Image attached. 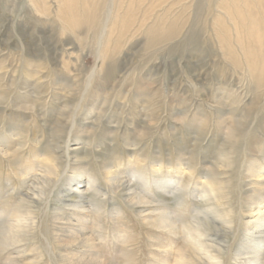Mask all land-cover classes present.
Segmentation results:
<instances>
[{
	"label": "rangeland",
	"instance_id": "374dc122",
	"mask_svg": "<svg viewBox=\"0 0 264 264\" xmlns=\"http://www.w3.org/2000/svg\"><path fill=\"white\" fill-rule=\"evenodd\" d=\"M262 51L264 0H0V232L28 225L0 264H210L213 243L220 264H264ZM55 156L56 183L21 201ZM109 163L146 205L112 190Z\"/></svg>",
	"mask_w": 264,
	"mask_h": 264
},
{
	"label": "bare ground",
	"instance_id": "6f19581e",
	"mask_svg": "<svg viewBox=\"0 0 264 264\" xmlns=\"http://www.w3.org/2000/svg\"><path fill=\"white\" fill-rule=\"evenodd\" d=\"M43 5V4H42ZM66 8V7H65ZM259 52V51H258ZM257 52V53H258ZM263 55H264V52L262 51L261 52V58L263 59ZM261 59V60H262ZM254 62H255V60H254ZM252 64V63H251ZM249 65V64H248ZM261 65H262V61H260V62H258L257 63V61L255 62V65L253 64L252 65V67H251V72L252 73H255V72H259L260 71V69H261ZM59 66V65H58ZM64 68V67H63ZM102 76V75H101ZM69 82V81H68ZM244 87H245V84H244ZM57 89V88H56ZM64 90V89H63ZM52 91V90H51ZM56 91V90H55ZM36 95V94H35ZM49 96H50V94H49ZM57 96V95H56ZM199 101H203V100H200L199 99ZM21 103V102H20ZM31 103V102H30ZM48 103V102H47ZM46 103V104H47ZM26 108V107H25ZM32 111H34L35 109L33 108V109H31ZM34 113V112H33ZM123 113H124V111H123ZM143 113V112H142ZM141 114V113H140ZM62 120V119H61ZM91 120V119H90ZM97 120H99V119H97ZM56 121V120H55ZM92 121V120H91ZM59 123V122H58ZM63 124V123H62ZM87 126H90L88 123L86 124ZM13 145V144H12ZM2 148V147H1ZM46 148V147H45ZM14 150V149H13ZM13 150H10V149H8V148H3V151H4V155H6V156H8V155H10V154H16V152L17 151H14L13 152ZM72 151L73 152H67V156L68 157H70V156H74L72 159H74V161L75 162H77V163H79V164H81V171L83 172L82 174L83 175H81V174H79L78 176H79V178H81L82 176H85V178H87V175H86V171H85V169H84V167H83V162L86 160V158H85V156H84V154H85V149L83 148V146H82V144L81 143H79V144H77V145H73V147H72ZM89 151V150H88ZM75 152V153H74ZM77 152V153H76ZM48 159H51L50 160V165H51V169H49L48 170V172H44V171H41L40 172V175L39 174H35V175H33V179L34 180H32V178L30 179V183H31V185L33 186V187H35V188H37L38 189V192L35 190V189H33V188H30V187H28V189L30 190V192L32 193L31 195L29 194H27V196H25V198H23L21 201H23V202H30V203H35L36 201H37V199L36 198H41L40 197V192L41 193H44V192H46V190L50 187V185H48V184H50V183H52V184H54V183H56V181H57V179L60 177V173H58V171H57V168H58V163H57V160H59L58 159V157L57 156H55V157H52V158H48ZM46 161V160H45ZM223 163V162H222ZM48 164V163H47ZM222 165V164H221ZM217 166H218V164H217ZM218 168H220L219 166H218ZM105 180L107 181V183L108 184H110L111 185V187H112V190L114 191V192H116V191H118V190H120L122 187H124V186H126L127 187V189L125 188L124 190H125V195H124V199H126V202L128 203V204H132V206L133 207H140V206H142V205H146V197L145 196H142L139 192H135L134 191V189H132V180H129V181H127V182H125L124 183V181L122 180V178H121V176H122V173H121V171L117 168L116 169V167H115V165L114 164H108V165H106L105 166ZM28 176H30V174H27ZM32 175V174H31ZM255 178H258L259 179V177L260 176H258V174L257 175H255L254 176ZM27 178V177H26ZM29 183V184H30ZM83 182L82 181H79L78 179H77V185H76V187H78V186H80L81 184H82ZM87 183H90V180H87ZM211 183V182H210ZM255 183V182H254ZM85 184V183H84ZM255 184H257V185H262V186H264V178H262L261 180H259L258 182H256ZM89 185V184H88ZM217 185V184H216ZM45 186H47V189H45L46 187ZM210 187V189H206L207 187ZM205 188H204V193H203V195H202V201H201V207L203 206L204 208L206 207V208H213V206H214V203H216L215 202V200H214V198L211 196L212 194H211V190H212V184H208L207 185V187L206 186H204ZM79 188V187H78ZM217 188V187H216ZM209 191V192H208ZM213 191V190H212ZM124 192V191H123ZM254 193V192H253ZM251 197V196H250ZM255 199V198H254ZM77 200H78V198L77 197H75V198H70V199H68L67 201H65V203L68 205V206H73V203H76L77 202ZM169 200H171V202H177V198L174 196L173 198L171 197V198H169ZM173 204H175V203H173ZM221 204V203H220ZM75 207H78V206H76V205H74ZM263 206V205H262ZM78 208H80V209H83V210H86L87 208H88V206L87 205H80ZM139 209V208H138ZM139 212H140V214H142V210H138ZM146 212V211H145ZM144 213V212H143ZM257 220H259V221H261L259 224H258V226L257 227H263L261 230H260V232H259V234L260 235H263L264 236V221H262L263 220V218L262 217H264V207H259L258 209H257ZM166 215H170V213H168V211L166 212ZM77 218H80V219H82L83 218V216H77ZM59 219V221H63V222H70V223H73V221L71 220V221H68L67 219H63V218H58ZM143 220H145L146 221V217H144L143 218ZM159 224H154V226L155 225H157V226H159L161 229H164V230H169V232L170 233H172V234H175L176 235V233H177V229H176V227H175V223H174V221L172 220V219H170V218H168L167 216H166V218H164V219H161L159 222H158ZM210 223V222H209ZM210 224H212L213 226L215 225V223L214 222H211ZM62 225H65L64 223L62 224ZM251 225V224H250ZM209 226H211V225H209ZM230 226H232V224H230ZM249 226V225H248ZM7 228L6 229H4V234H1V232H0V248L1 247H4V248H11L12 246H15V245H17V244H19V243H21V242H24V241H26L27 239H28V236L27 237H24L25 235H24V232H25V230L28 228V225H27V219H24V218H17V220L16 221H14V222H8V226H6ZM227 227H228V225H227ZM195 228H202V225L200 226H197V227H192L189 231H185L184 233H185V238H189V237H191V230L192 229H195ZM212 228H214V227H212ZM220 228V227H219ZM226 228V227H225ZM232 228V227H231ZM221 229V228H220ZM222 229H223V227H222ZM1 231V230H0ZM227 232V231H226ZM230 232V231H229ZM222 233V232H221ZM225 233V232H224ZM183 234V233H182ZM182 234H180V235H182ZM177 236V235H176ZM78 237H80V236H78ZM204 238V237H203ZM77 240H79L80 241V238H78ZM77 240H75L74 242L76 243V241ZM215 240L216 241H220V242H223V239L221 240V238H219V237H216L215 238ZM187 241V243L189 244V240H186ZM59 244H66V245H68V243H65V242H63V241H61L60 239H59ZM74 242H72V243H69V244H74ZM82 242H86V243H88V244H91V242H92V240H91V238H87V239H85V240H83ZM196 242H197V240H196ZM202 243V242H201ZM219 243V242H218ZM191 244V243H190ZM214 244V246H201L202 248H204V250H208V251H205V253H203L200 249H199V255H200V258H201V255H203V256H205L208 260H209V263L210 264H220V262H219V260H220V258L223 256V255H225V253H226V249H225V247L223 248L222 246H221V244H215V243H213ZM222 244H224V243H222ZM92 248H94V246H93V244L92 245H90ZM196 246V245H195ZM214 248H215V250H214ZM194 249V248H193ZM260 251V250H259ZM184 252L183 251H181L177 256L175 255V264H184V262H183V259H184V254H183ZM243 255V254H242ZM254 257V256H253ZM63 259L65 258V256L64 257H62ZM66 259V258H65ZM100 263V262H99ZM95 264V263H94ZM102 264V263H101ZM186 264V263H185Z\"/></svg>",
	"mask_w": 264,
	"mask_h": 264
}]
</instances>
